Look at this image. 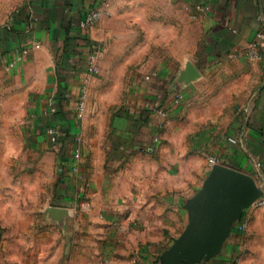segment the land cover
Instances as JSON below:
<instances>
[{
  "label": "crops",
  "instance_id": "0c3cea01",
  "mask_svg": "<svg viewBox=\"0 0 264 264\" xmlns=\"http://www.w3.org/2000/svg\"><path fill=\"white\" fill-rule=\"evenodd\" d=\"M175 3L160 23L162 60L132 71L124 94L131 65L119 69L113 57L123 37L116 0H32L0 29V231L21 247L23 229L34 230V264H164L210 158L264 190V0ZM94 8L106 15L80 31ZM92 44L105 56L88 77ZM50 125L65 132L62 146ZM34 150L61 171L47 194L54 202L41 207L22 173ZM0 264H23V255L0 253ZM183 264H264V207L243 213L217 255Z\"/></svg>",
  "mask_w": 264,
  "mask_h": 264
},
{
  "label": "rangeland",
  "instance_id": "374dc122",
  "mask_svg": "<svg viewBox=\"0 0 264 264\" xmlns=\"http://www.w3.org/2000/svg\"><path fill=\"white\" fill-rule=\"evenodd\" d=\"M31 2L32 0H0V29L8 25L12 17L29 8ZM175 5V0H116L118 17L120 19L116 24V28L121 31L123 37L119 41L121 48L118 51L115 49L113 57L118 61L119 69L122 67V63L129 62L131 65L128 73L122 79L123 94L126 92L132 71L136 73L137 69L142 66L149 65L154 67L158 64L159 60H162L164 50L159 46L158 38L160 23L165 21L164 11L167 10L170 14L174 11ZM107 16L112 17L111 12ZM166 22L167 27H169V24L173 26L175 21L173 18L170 20V16H168ZM113 86H116V84L109 85V88ZM115 94H118V91ZM115 94L112 90H109L107 93L109 98ZM40 136H38L39 140ZM36 153L34 150V166H28L30 161H26L22 173L25 174L24 189L27 188L32 193L30 194L31 196H33V193L34 197L35 195L38 196L41 207L44 204L54 202L52 198H48L47 194L52 190H58L61 171L59 159H48L45 150L39 154ZM26 175L31 176V178H28ZM27 180L29 181L27 182ZM27 202H29L27 206H34V199L31 202L30 199H27ZM0 232V253L18 254L21 252L23 264H34V254L38 253V246L37 248L34 246V230L31 231L27 227L23 229L21 247L18 244H14V240L10 238L12 231L1 230ZM5 235H7V238L4 240L6 242L3 243L2 237ZM53 248L52 246L50 249L53 250ZM142 251L143 247L137 246L131 253L132 258ZM133 264H138L136 259Z\"/></svg>",
  "mask_w": 264,
  "mask_h": 264
},
{
  "label": "water",
  "instance_id": "95a60500",
  "mask_svg": "<svg viewBox=\"0 0 264 264\" xmlns=\"http://www.w3.org/2000/svg\"><path fill=\"white\" fill-rule=\"evenodd\" d=\"M262 195L251 176L214 165L201 189L187 202L188 225L164 253V264L195 262L217 255L243 213Z\"/></svg>",
  "mask_w": 264,
  "mask_h": 264
},
{
  "label": "built area",
  "instance_id": "2783aa9c",
  "mask_svg": "<svg viewBox=\"0 0 264 264\" xmlns=\"http://www.w3.org/2000/svg\"><path fill=\"white\" fill-rule=\"evenodd\" d=\"M106 15V11L101 8H94L82 15L80 20L78 21V28L80 31L88 32L91 29H93ZM35 48H39L38 45H36ZM30 49L25 48L22 50V54L25 55L29 52ZM105 56V49L101 45H94L92 44L90 46V52L87 56V68L86 73L88 77L97 75L99 73V67L98 62L102 60ZM251 56L254 57L255 54L251 53ZM86 98H87V92L86 90H82L80 95V100L78 103V114L82 116L85 112L86 108ZM179 98V97H178ZM50 107L51 112L55 111V108L53 107V99L50 100ZM160 114L165 116V112L160 110ZM47 135L49 136L51 142L55 145L62 146V144L65 142L67 136L65 132H63L60 128L54 125H50L47 127ZM157 141V140H156ZM75 157H79V151L75 152ZM217 164V161L213 158H210L208 160V165L210 168H212L214 165ZM252 207L261 208L264 207V190L263 195L261 198H259Z\"/></svg>",
  "mask_w": 264,
  "mask_h": 264
}]
</instances>
